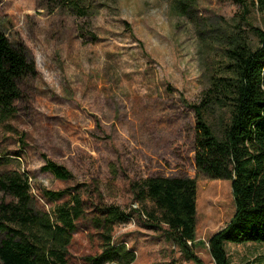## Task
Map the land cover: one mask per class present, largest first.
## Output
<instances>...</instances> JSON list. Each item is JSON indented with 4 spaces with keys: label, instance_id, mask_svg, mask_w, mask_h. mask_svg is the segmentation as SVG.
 I'll return each instance as SVG.
<instances>
[{
    "label": "rangeland",
    "instance_id": "374dc122",
    "mask_svg": "<svg viewBox=\"0 0 264 264\" xmlns=\"http://www.w3.org/2000/svg\"><path fill=\"white\" fill-rule=\"evenodd\" d=\"M193 1L181 14L173 0H0L1 29L37 69L22 82L15 115L0 121V173L28 177L33 202L51 214L69 192L82 196L73 262L101 251L95 221L116 205L132 214L113 231L136 251L132 264H214L208 239L233 216L234 195L230 180L197 171L191 104L223 64V34L243 33L256 47L252 26H264V11L254 0ZM43 154L73 177L44 170ZM152 176L197 179L192 247L200 262L145 217L152 204L138 200L132 184ZM45 189L68 193L54 199ZM14 200L0 189V203ZM226 248L230 264H264L262 241Z\"/></svg>",
    "mask_w": 264,
    "mask_h": 264
},
{
    "label": "trees",
    "instance_id": "16d2710c",
    "mask_svg": "<svg viewBox=\"0 0 264 264\" xmlns=\"http://www.w3.org/2000/svg\"><path fill=\"white\" fill-rule=\"evenodd\" d=\"M65 1V0H60ZM242 1V0H239ZM193 0H173L175 9L188 14ZM264 11V0H254ZM259 42L226 31L224 61L210 77L199 102L191 104L196 116L195 163L210 178L231 181L235 212L228 223L208 239L214 264H230L226 242H264V26H252ZM36 65L23 44L14 43L0 27V121L12 118L22 97V82L34 76ZM217 121V122H216ZM42 166L56 178L68 180L72 172L43 154ZM136 198L150 202L145 215L152 226L166 230L184 255L200 262L192 247L196 240L197 179L188 176H152L132 184ZM0 189L15 200L0 203V264H132L137 253L123 241L115 242L118 222L132 217L116 205H105L95 221L101 251L79 262L69 256L76 222L85 212L80 194L53 214L38 209L31 197L28 177L0 173ZM51 198L68 190L45 189ZM145 214V213H144ZM191 242V243H189ZM250 264V263H248ZM259 264V263H257ZM261 264V263H260Z\"/></svg>",
    "mask_w": 264,
    "mask_h": 264
},
{
    "label": "built area",
    "instance_id": "2783aa9c",
    "mask_svg": "<svg viewBox=\"0 0 264 264\" xmlns=\"http://www.w3.org/2000/svg\"><path fill=\"white\" fill-rule=\"evenodd\" d=\"M146 217V216H145ZM189 243H191V242H189Z\"/></svg>",
    "mask_w": 264,
    "mask_h": 264
}]
</instances>
